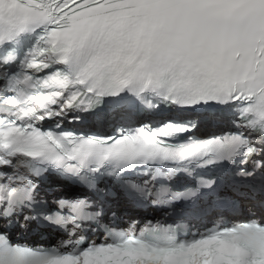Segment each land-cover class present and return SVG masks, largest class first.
Instances as JSON below:
<instances>
[{
    "label": "snow or ice",
    "instance_id": "snow-or-ice-1",
    "mask_svg": "<svg viewBox=\"0 0 264 264\" xmlns=\"http://www.w3.org/2000/svg\"><path fill=\"white\" fill-rule=\"evenodd\" d=\"M0 264H264V0H0Z\"/></svg>",
    "mask_w": 264,
    "mask_h": 264
}]
</instances>
